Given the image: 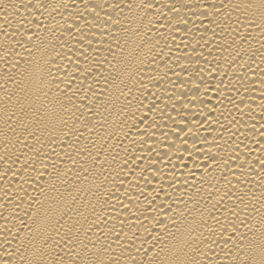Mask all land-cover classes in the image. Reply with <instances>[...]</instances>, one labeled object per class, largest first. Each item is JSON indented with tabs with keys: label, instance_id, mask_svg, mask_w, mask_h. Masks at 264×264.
I'll return each mask as SVG.
<instances>
[{
	"label": "bare ground",
	"instance_id": "6f19581e",
	"mask_svg": "<svg viewBox=\"0 0 264 264\" xmlns=\"http://www.w3.org/2000/svg\"><path fill=\"white\" fill-rule=\"evenodd\" d=\"M0 264H264V0H0Z\"/></svg>",
	"mask_w": 264,
	"mask_h": 264
}]
</instances>
